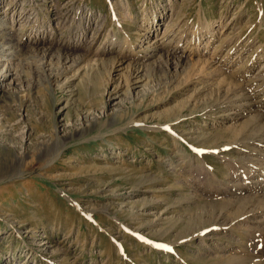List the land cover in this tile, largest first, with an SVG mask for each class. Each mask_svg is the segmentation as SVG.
<instances>
[{
    "label": "rangeland",
    "instance_id": "374dc122",
    "mask_svg": "<svg viewBox=\"0 0 264 264\" xmlns=\"http://www.w3.org/2000/svg\"><path fill=\"white\" fill-rule=\"evenodd\" d=\"M259 77L264 0H0V264H264L219 103Z\"/></svg>",
    "mask_w": 264,
    "mask_h": 264
},
{
    "label": "bare ground",
    "instance_id": "6f19581e",
    "mask_svg": "<svg viewBox=\"0 0 264 264\" xmlns=\"http://www.w3.org/2000/svg\"><path fill=\"white\" fill-rule=\"evenodd\" d=\"M37 40L41 41V39ZM219 103L220 105H222L220 107V118H226L227 120L235 121L244 119L245 122V124L241 126L240 130L242 131L240 143L244 144V146L243 148L239 149V154L244 156L239 157L235 161L247 168L249 171V175L244 174L242 176H239V179L237 181H239L238 185L240 183L241 185L237 187L235 184L230 183L228 184L229 190L227 191L231 194L243 193V190H247L251 193L258 192L256 187L254 186L255 181L259 190L264 191V77H259V79L257 78L252 80V82L247 86H240L238 89H235L226 97H224V99ZM252 113H255V115H250ZM174 137L177 138L178 136L174 133ZM228 138L229 136H227L225 139ZM197 151L201 152L200 149H197ZM176 154L182 155V164L175 161L174 159H169L168 168H170V170L172 169V171L176 172L178 167L179 169L183 168V166L186 165L187 162L193 163V159L189 160V157L187 158L184 155L183 148L181 146L177 148ZM261 203L262 201L260 200L253 201L250 203L249 207L253 208ZM245 215V217H241L238 220L240 222H237V224L240 226V229L237 233L240 236H245L244 233L247 232L246 228H242L243 225L252 221H261L260 225L250 226L252 230H264V220H257V217L259 215L264 216V208L253 209L250 211L246 210ZM200 234L201 233H199V235ZM195 236L191 237L192 241L196 238H203L204 235L201 234L200 236L202 237L194 238ZM229 245L231 248L230 251L228 250L227 246H225L224 249H220L217 253L223 255L222 257H226L232 252L233 256H229L232 257L234 261L229 260L225 263L223 262L222 264H239L238 262L243 259L242 257L245 253V243L230 242Z\"/></svg>",
    "mask_w": 264,
    "mask_h": 264
}]
</instances>
